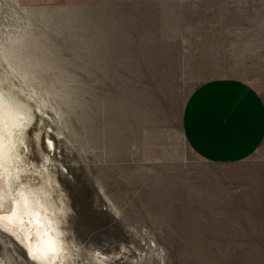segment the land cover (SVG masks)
Instances as JSON below:
<instances>
[{
  "label": "rangeland",
  "instance_id": "1",
  "mask_svg": "<svg viewBox=\"0 0 264 264\" xmlns=\"http://www.w3.org/2000/svg\"><path fill=\"white\" fill-rule=\"evenodd\" d=\"M218 78L264 99V0H0V86L30 109L23 180L64 209V264H264V143L215 164L184 132ZM0 264L40 263L0 229Z\"/></svg>",
  "mask_w": 264,
  "mask_h": 264
},
{
  "label": "bare ground",
  "instance_id": "2",
  "mask_svg": "<svg viewBox=\"0 0 264 264\" xmlns=\"http://www.w3.org/2000/svg\"><path fill=\"white\" fill-rule=\"evenodd\" d=\"M30 120L29 107L0 86V229L24 247L29 259L64 264L72 254L60 226L64 209L53 200L48 179L41 186L23 180L28 169L20 149Z\"/></svg>",
  "mask_w": 264,
  "mask_h": 264
},
{
  "label": "crops",
  "instance_id": "3",
  "mask_svg": "<svg viewBox=\"0 0 264 264\" xmlns=\"http://www.w3.org/2000/svg\"><path fill=\"white\" fill-rule=\"evenodd\" d=\"M184 132L192 150L207 162H245L264 143V99L240 79L208 81L186 105Z\"/></svg>",
  "mask_w": 264,
  "mask_h": 264
}]
</instances>
